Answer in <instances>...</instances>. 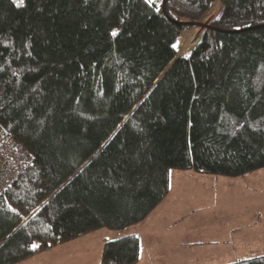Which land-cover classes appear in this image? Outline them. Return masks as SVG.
<instances>
[{"label": "trees", "instance_id": "obj_1", "mask_svg": "<svg viewBox=\"0 0 264 264\" xmlns=\"http://www.w3.org/2000/svg\"><path fill=\"white\" fill-rule=\"evenodd\" d=\"M0 130L32 161L0 195V264L142 224L171 171H264V0H0ZM140 259L128 236L100 264Z\"/></svg>", "mask_w": 264, "mask_h": 264}, {"label": "rangeland", "instance_id": "obj_2", "mask_svg": "<svg viewBox=\"0 0 264 264\" xmlns=\"http://www.w3.org/2000/svg\"><path fill=\"white\" fill-rule=\"evenodd\" d=\"M14 1L22 5L25 0L22 3L20 0ZM152 1L158 6L163 3V0ZM218 5L210 13L218 9L219 16L221 7ZM208 17L201 23L211 25L214 20L207 22ZM204 33L201 28L184 32L176 44L178 56L187 57ZM182 174H190L193 179L185 178ZM171 189L172 194L160 205L162 209L174 214L178 212L179 216L184 217L172 234L176 239H172L173 242L168 240L171 245L167 243L166 247L157 248L155 238L162 234L159 226L165 227L173 220L169 217L164 219V223L159 220V226L147 222L143 239L148 249L141 264H206L205 260L208 264H230L264 257V171L237 179L171 171ZM138 226L125 231L100 230L21 264H100L105 244L133 232L138 233L141 231ZM187 237L189 243L185 240L178 242ZM160 243L163 244L162 241ZM185 243L194 244V251L184 247L174 248ZM154 249L160 254L159 259L154 254L149 255L151 250L154 253ZM190 252L195 255H190ZM162 259L166 260L160 263Z\"/></svg>", "mask_w": 264, "mask_h": 264}, {"label": "crops", "instance_id": "obj_3", "mask_svg": "<svg viewBox=\"0 0 264 264\" xmlns=\"http://www.w3.org/2000/svg\"><path fill=\"white\" fill-rule=\"evenodd\" d=\"M187 173H189V172H187ZM181 176H186L185 178L193 179L192 178L193 176H190V174H182ZM169 194L170 195L172 194V189L170 190V193ZM167 197H169V196H167ZM165 199H164V201H165ZM161 205H159V207L147 218L146 221H144L142 224H140V226H138V227L141 228V231H139L138 233H136V232L134 233L133 232V233L128 234V235L125 236V237H128V236H137L140 239V242H141V259H140L139 264H141V262H142L143 255L146 254V251L145 250L148 249V245L147 244L144 245V242H145V239H143V236H144L143 235V229H145L144 228V225L147 222H149V221H150V225H155V224L158 225L159 224V220H161V223H164V219L165 218H167V217L171 218L173 221H171L170 223H166V226L165 227L158 225L160 227L158 229H160V231H162V234L158 235L155 238V241L158 243V245H156L157 248H160L161 246L166 247L169 239H171V242H173L176 239L175 236H174V238L172 237V234H173L174 231H177V227L180 225V222L182 221L181 219L184 218V217L179 216L178 212H176V214H174L173 212H168L167 210L162 209L161 208L162 207ZM138 227H136L135 229H137ZM140 228H138V229H140ZM135 229L133 231H136ZM145 234H146L145 235L146 241H148V235H147V233H145ZM172 239H173V241H172ZM188 239H189V237L184 238V239L181 238L180 241L178 240V242H181L182 240H185V241L188 242ZM160 241H162L163 244H161ZM188 243H185V244L179 245V246L177 245L174 248H177V247H180V248L182 247L183 248L184 247L185 249H190V250L194 251L193 249L195 248V245L194 244H188ZM169 245H171V243ZM155 250L156 249H154V253L151 250L150 253H149V255L152 256L154 254L156 257H158L160 254L157 251H155ZM165 254L166 253H163L162 255H165ZM190 255H195V253L194 252H190ZM157 259H159V257ZM165 260L166 259H162L160 261V263H163ZM240 262H242V261H240ZM204 263L208 264V261L205 260ZM235 263H239V262H235ZM235 263H230V264H235Z\"/></svg>", "mask_w": 264, "mask_h": 264}, {"label": "built area", "instance_id": "obj_4", "mask_svg": "<svg viewBox=\"0 0 264 264\" xmlns=\"http://www.w3.org/2000/svg\"><path fill=\"white\" fill-rule=\"evenodd\" d=\"M31 164L28 155L0 130V195Z\"/></svg>", "mask_w": 264, "mask_h": 264}, {"label": "water", "instance_id": "obj_5", "mask_svg": "<svg viewBox=\"0 0 264 264\" xmlns=\"http://www.w3.org/2000/svg\"><path fill=\"white\" fill-rule=\"evenodd\" d=\"M166 2H167V0H164V12H165V5H166ZM193 28H201V29H204V31H205V33L208 31V30H210L211 29V26L210 25H204V24H202V23H198V24H195L194 25V27ZM205 33H204V35H205ZM184 34V33H183ZM182 34V35H183ZM204 35H203V37H202V39H201V41H200V43L202 42V40H203V38H204ZM178 41H180V38H179V40ZM178 43V42H177ZM176 43V44H177ZM199 43V44H200ZM198 44V45H199ZM198 45H196L195 46V48L193 49V51L187 56V57H181V56H177V58H176V60L170 65V68L168 69V71L175 65V63L179 60V59H181V58H189L191 55H192V53L194 52V50L198 47ZM176 46V45H175ZM175 49V48H174ZM175 51H176V49H175ZM166 74H167V72L164 74V76L161 78V80L162 79H164V77L166 76ZM161 80H159L157 83H156V85L155 86H157V84L161 81ZM154 86V87H155ZM154 88H152V90H153ZM152 90L149 92V94L152 92ZM148 94V95H149ZM131 118V116L127 119V121L129 120ZM126 121V122H127ZM25 226V225H24ZM23 226V227H24Z\"/></svg>", "mask_w": 264, "mask_h": 264}, {"label": "snow or ice", "instance_id": "obj_6", "mask_svg": "<svg viewBox=\"0 0 264 264\" xmlns=\"http://www.w3.org/2000/svg\"><path fill=\"white\" fill-rule=\"evenodd\" d=\"M23 2V0H20V3H22ZM113 35H115L116 33L114 32V33H112Z\"/></svg>", "mask_w": 264, "mask_h": 264}]
</instances>
